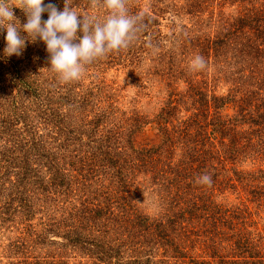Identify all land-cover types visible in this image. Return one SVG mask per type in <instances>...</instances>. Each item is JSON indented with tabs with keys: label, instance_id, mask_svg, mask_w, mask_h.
Here are the masks:
<instances>
[{
	"label": "trees",
	"instance_id": "16d2710c",
	"mask_svg": "<svg viewBox=\"0 0 264 264\" xmlns=\"http://www.w3.org/2000/svg\"><path fill=\"white\" fill-rule=\"evenodd\" d=\"M125 7L129 46L66 83L40 40L5 57L0 29V264H264V0ZM143 90L161 97L152 114Z\"/></svg>",
	"mask_w": 264,
	"mask_h": 264
},
{
	"label": "clouds",
	"instance_id": "9594fccd",
	"mask_svg": "<svg viewBox=\"0 0 264 264\" xmlns=\"http://www.w3.org/2000/svg\"><path fill=\"white\" fill-rule=\"evenodd\" d=\"M103 4L109 14L100 22L93 16L78 14L67 5L59 11L52 3L45 5L44 0H0V29L6 30L3 55L19 56L26 42L40 40L50 54L49 70L61 82L79 80L86 65L127 48L136 31L139 17L128 15L125 0H103ZM14 8H20L26 16L22 25L14 15ZM45 12L48 18L42 21ZM78 30L83 33L82 37L77 36ZM21 32L26 35L22 36ZM205 66L202 56L197 55L191 61L195 71ZM197 182L211 184V177L204 174Z\"/></svg>",
	"mask_w": 264,
	"mask_h": 264
},
{
	"label": "rangeland",
	"instance_id": "374dc122",
	"mask_svg": "<svg viewBox=\"0 0 264 264\" xmlns=\"http://www.w3.org/2000/svg\"><path fill=\"white\" fill-rule=\"evenodd\" d=\"M113 74L117 75V79L118 81H120V83L122 82H126L129 79L125 78V76H123L122 74H118V73H114ZM145 93H140L137 95L138 97V103L137 106L139 109H141L142 111H145V113H151L154 112L158 107H159V100L160 98H152V95L155 94L153 92L151 93H147L148 90L144 91ZM128 96H133L134 93H126ZM149 100L151 102H149ZM140 141L141 142H155L157 141V137L154 134V131L151 130L150 127H147L143 133L140 135ZM232 198V197H231ZM150 199L147 198L145 195H143L140 199H139V204L142 208L145 209V211H153V205L149 203Z\"/></svg>",
	"mask_w": 264,
	"mask_h": 264
}]
</instances>
